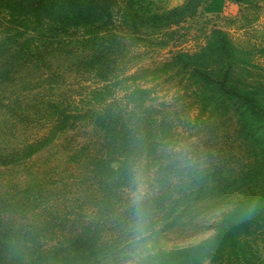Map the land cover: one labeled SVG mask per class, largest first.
Masks as SVG:
<instances>
[{
    "label": "rangeland",
    "instance_id": "rangeland-1",
    "mask_svg": "<svg viewBox=\"0 0 264 264\" xmlns=\"http://www.w3.org/2000/svg\"><path fill=\"white\" fill-rule=\"evenodd\" d=\"M129 3L138 11V37L125 25L116 30L133 51L130 72H138V85L145 88L139 87L138 98L144 101L140 108H155L176 123V135L160 147L166 149L161 156L190 161L204 178L213 174L219 181L232 180L230 189L236 192L228 203L213 198L188 205L157 237L185 248L213 235V223L245 195L264 192V0ZM9 21L0 14V264L8 255L6 234H19L15 225L34 219V211L50 221L53 214L60 215L59 208L79 203L80 189H62L78 178L63 175L59 166L94 136L83 123L61 129L42 106L49 95L68 99L79 94L82 84L92 87L94 80L79 81L63 67L72 59L67 53L45 55L48 70L30 64L28 51L39 52V59L41 42L35 36L33 45L28 44L34 35L10 30ZM223 78L263 110L253 111L245 99L235 109L227 108L208 88ZM142 169L150 190L152 167ZM127 256L128 251L97 264H126Z\"/></svg>",
    "mask_w": 264,
    "mask_h": 264
},
{
    "label": "trees",
    "instance_id": "trees-1",
    "mask_svg": "<svg viewBox=\"0 0 264 264\" xmlns=\"http://www.w3.org/2000/svg\"><path fill=\"white\" fill-rule=\"evenodd\" d=\"M125 2L0 0V14L12 24L9 29H26L34 35L28 44L33 45L35 36L41 42L39 59V52L36 56L28 51L30 64L39 63L47 69L45 55L63 52L72 58L63 67L74 71L79 81L94 80L92 87L82 84L74 97L49 95L42 104L46 117L63 130L79 123L93 129L89 143L82 144L73 159L59 166L63 175L78 178L62 189H80L79 203L59 208L60 215L53 214L50 221L34 211V219L15 225L19 234L14 231L5 236V264H97L126 253L129 186L134 169L146 164L155 176L151 178L154 183L147 207L156 237L188 205L213 198L228 203L235 196L230 189L232 180L219 181L213 174L204 178L190 161L161 156L166 149L160 147L165 148L176 135V123L167 115H158L155 108H140L144 101L138 98V72L131 73L128 67L133 51L121 41L122 32L116 30L119 24L125 25L138 37V11L134 4ZM208 88L231 110L243 99L253 111L263 110L256 99L226 78L213 80ZM213 225V235L169 254L168 264H264L260 254L264 248V192L245 195Z\"/></svg>",
    "mask_w": 264,
    "mask_h": 264
},
{
    "label": "clouds",
    "instance_id": "clouds-1",
    "mask_svg": "<svg viewBox=\"0 0 264 264\" xmlns=\"http://www.w3.org/2000/svg\"><path fill=\"white\" fill-rule=\"evenodd\" d=\"M148 196L149 178L138 167L133 171L128 191L131 216L126 264H168L169 254L182 251V246L156 237L147 207Z\"/></svg>",
    "mask_w": 264,
    "mask_h": 264
}]
</instances>
